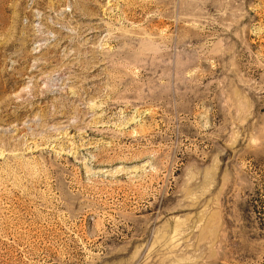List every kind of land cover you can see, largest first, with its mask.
Listing matches in <instances>:
<instances>
[{"label": "rangeland", "instance_id": "rangeland-1", "mask_svg": "<svg viewBox=\"0 0 264 264\" xmlns=\"http://www.w3.org/2000/svg\"><path fill=\"white\" fill-rule=\"evenodd\" d=\"M0 264H264V0H0Z\"/></svg>", "mask_w": 264, "mask_h": 264}]
</instances>
